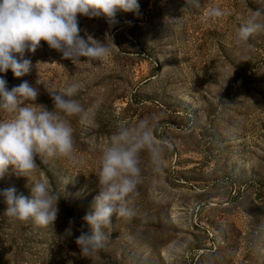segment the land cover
I'll return each instance as SVG.
<instances>
[{"label":"rangeland","instance_id":"374dc122","mask_svg":"<svg viewBox=\"0 0 264 264\" xmlns=\"http://www.w3.org/2000/svg\"><path fill=\"white\" fill-rule=\"evenodd\" d=\"M138 2L139 16L118 10L115 23L78 15L80 35L107 44L108 57L71 61L41 41L24 55L29 73H0L9 90L24 81L37 88L34 103L49 110V91L78 84L73 98L90 113L85 123L65 117L76 162L37 156L29 181L11 167L0 177V192L30 198L28 183L44 180L60 196L54 224L39 227L6 216L0 195V264H264V30L235 42L264 0H199L186 9V0ZM213 7L225 15L203 21ZM153 114L163 165L154 170L141 152L135 215H113L104 247L83 256L75 240L89 231L83 217L100 191L102 151L119 123Z\"/></svg>","mask_w":264,"mask_h":264},{"label":"clouds","instance_id":"9594fccd","mask_svg":"<svg viewBox=\"0 0 264 264\" xmlns=\"http://www.w3.org/2000/svg\"><path fill=\"white\" fill-rule=\"evenodd\" d=\"M199 7V0H186V8ZM140 15L138 0H0V73L9 70L15 77L30 72L33 67L26 52L35 53L41 41L62 54L64 59L81 58L102 60L111 48L92 37L80 35L78 15L105 17L115 23L117 11ZM219 7L210 8L201 16L203 21L222 18ZM264 9L257 8L246 17L235 33V42L246 43L251 36L264 30ZM37 83H39L37 81ZM79 89L72 84L63 93L49 91L54 103L52 110L34 102L38 89L27 81L8 88L0 76V110L10 118L0 119V177L9 167L17 176L28 178L37 169L36 157H64L76 162L73 128L65 117L76 116L81 123L90 119L87 110L74 95ZM31 101V104L27 102ZM155 114L134 125L119 123L102 151L96 171L100 191L91 210L83 217L89 231H81L75 243L83 256L96 254L107 239L104 228L112 224L113 215L131 218L135 215L130 199L138 195L141 183L140 154L147 152L154 170L163 165L166 146L154 137ZM30 198L17 195L15 188L0 192L5 198V215L19 221L31 220L36 226L46 227L57 219L60 196L49 189L44 180L33 181ZM70 225L65 235H72Z\"/></svg>","mask_w":264,"mask_h":264}]
</instances>
